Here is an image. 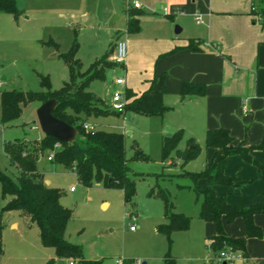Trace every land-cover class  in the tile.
Listing matches in <instances>:
<instances>
[{"label": "rangeland", "instance_id": "obj_1", "mask_svg": "<svg viewBox=\"0 0 264 264\" xmlns=\"http://www.w3.org/2000/svg\"><path fill=\"white\" fill-rule=\"evenodd\" d=\"M14 1L19 9L16 17L0 13V93L12 89L43 91L41 76H47L51 89L57 90L70 79L65 57L73 47L81 71L109 50L112 36L107 27L112 26L115 14L105 11L103 16L107 0H88L81 9L69 0ZM124 20L122 16L119 27ZM111 57L112 53L108 60L112 61ZM123 73L121 65L115 63L106 69L105 79L92 81L88 90L100 98L110 96V87L121 89L115 79ZM39 105L38 101L22 104L18 117L9 123L1 121L0 113V169L11 176H16L17 168L9 163L3 142L20 139L31 144L33 139L43 136L36 114ZM88 122L89 130L124 134L128 174L135 181V194L131 202H126L119 188L98 184L86 187L73 171L56 164L54 157L46 159L51 149L39 153L37 164L42 178L61 191L60 204L71 210L65 228L66 240L79 245L85 258L100 260L101 264H117L118 260H122L121 264L129 260L135 264H147V260L148 264H167L169 261L164 257L178 256L185 240L198 241L202 234L204 220L199 216L195 184L183 173L198 172L205 167L208 157L204 140L198 139L197 156L181 165V159L174 155L163 158L160 116L127 113L125 119L108 115L90 118ZM185 141L183 136L180 149L185 147ZM134 142L147 160L134 158ZM197 185L204 188L206 182L201 179ZM161 190L168 195L173 211L190 219L188 229L171 233L170 242L156 229L167 222ZM103 201L109 202L107 208L106 205L102 208ZM4 204L0 188V209ZM0 251V264H68L70 261L43 247L37 224L16 210L0 216Z\"/></svg>", "mask_w": 264, "mask_h": 264}, {"label": "crops", "instance_id": "obj_2", "mask_svg": "<svg viewBox=\"0 0 264 264\" xmlns=\"http://www.w3.org/2000/svg\"><path fill=\"white\" fill-rule=\"evenodd\" d=\"M69 1L77 3L81 9L88 0ZM133 1L107 0L103 16L105 11L115 14L112 26L107 27L113 50L119 39H124L127 44V57L121 65L125 84L121 88L130 89L136 95L154 91L158 78L163 76V102L170 108L161 116L162 137L182 129L186 140L183 145L190 138L197 144L198 139H205L206 131L223 127L244 146L258 144L264 136V14L260 12L261 0H135L140 3L139 8L133 7ZM129 11H142L138 16L140 28L137 32L126 29ZM83 12L87 15L85 10ZM197 15L201 17V23L195 20ZM122 16L125 20L119 27ZM148 23L154 26L150 27ZM176 25L180 28L178 33L174 31ZM190 39L198 42L199 51L187 48ZM175 47L177 49L171 52ZM183 82L203 84L205 93L181 99L179 93ZM111 89L114 88L110 87L109 93ZM101 99L110 104L109 95ZM126 114L113 115L125 119ZM206 154L205 166L219 150L206 147ZM250 154L264 162V151L255 150ZM225 172L239 178L237 186L217 185L214 191L217 195L225 194L229 203L248 206L264 194V179L257 168L243 162L238 155L227 158ZM103 205L107 208L109 202L103 201L102 208ZM254 223L261 228L262 236L248 237L244 254L249 264H264V213L255 214ZM12 226L16 227V224ZM223 229L231 237L245 234L241 218L232 222L223 220ZM201 230L198 241L188 239L179 247L181 254L164 257L169 261L167 264H214L208 260L212 256L208 244L215 228L204 220Z\"/></svg>", "mask_w": 264, "mask_h": 264}, {"label": "trees", "instance_id": "obj_3", "mask_svg": "<svg viewBox=\"0 0 264 264\" xmlns=\"http://www.w3.org/2000/svg\"><path fill=\"white\" fill-rule=\"evenodd\" d=\"M260 12L264 14V0L260 1ZM261 5V6H260ZM0 13H9L13 16L19 14L14 0H0ZM142 11H129L127 31L137 32L140 28L138 16ZM187 48L197 52L200 50L198 42L190 39ZM177 47L173 48L174 52ZM76 47H73L65 57L70 70V79L63 86L52 90L48 77L41 76L43 91L5 90L0 93L1 121L9 123L16 119L21 111V105L38 101L40 104L55 99L56 106L53 116L74 126L77 137L73 142L61 143L54 152V162L64 169L75 173L78 181L86 186L98 184L105 188H119L123 191L126 202H131L135 194V181L128 174V165L125 154L124 134L104 129L89 130L85 123L93 117H102L120 114L110 108L104 100L88 90L89 84L94 80H104L105 71L112 68L115 63L108 60L113 52V43L109 50L100 58L93 61L90 66L81 71L80 64L74 58ZM164 83L161 75L157 80V88L147 90L136 95L130 89H125L127 103L125 113L142 116H163L170 107L163 102ZM205 86L200 83L183 82L180 86L181 99L186 96H202ZM184 131L179 129L170 136L161 138L162 155H174L181 159V165L197 156L199 147L190 138L183 149L178 148ZM57 142L51 136L43 134L39 139L29 141L14 139L4 141L3 149L9 163L17 168L16 176H11L0 169L1 198L5 204L0 214L16 210L23 216H28L39 229V238L43 247L50 248L59 258H68L75 264H101L100 260L87 259L83 256L80 246L70 243L65 238V228L71 218V210L62 206L59 201L61 191L45 183L38 170V155L44 151L53 150ZM205 147L219 150L208 164L198 172H184L193 183L194 192L200 202L199 216L213 224L215 234L210 237L208 244L212 254L225 247L239 250L244 253L245 242L248 237H261V228L254 223V215L264 213V194H260L256 201L248 206L231 204L226 195H217L214 187L217 185L234 187L239 178L225 172L227 158L238 155L245 163L254 165L264 179V162L254 159L251 151H264V136L258 144L244 146L242 142L235 141L229 130L223 127L206 131ZM192 145L193 148H190ZM135 159L147 160L148 157L139 149L136 142L132 144ZM205 180L206 185L201 188L197 185L199 180ZM150 194V193H149ZM159 195L163 200L164 216L167 220L157 226V231L164 234L170 242L174 230H186L189 226V217L183 213L173 211V205L168 195L162 190ZM241 218L245 234L240 237H231L223 229V220L232 222ZM1 254V251H0ZM127 264H134L129 260Z\"/></svg>", "mask_w": 264, "mask_h": 264}, {"label": "built area", "instance_id": "obj_4", "mask_svg": "<svg viewBox=\"0 0 264 264\" xmlns=\"http://www.w3.org/2000/svg\"><path fill=\"white\" fill-rule=\"evenodd\" d=\"M133 7L139 8L141 5L137 1H133ZM166 9H163V12H165ZM195 20L198 23H201V17L199 15L195 16ZM127 57V44L126 41L123 39H119L115 43L114 50L112 52V61L118 65H123L125 63ZM115 84L120 85L121 87L124 86L125 81L123 77H117L115 79ZM127 98L125 97V90L123 88L121 89H111L110 91V108L122 115L125 114V105L127 103ZM124 117V116H123ZM85 127H88V124L85 123ZM60 142H55L53 146L52 152H50L46 159L52 160L54 157V151L60 147ZM74 188L71 187L70 190H73ZM131 230H133V227H130ZM212 261L214 264H231L236 261H240L242 264H249L248 257L239 250H233L230 247H225L222 250L218 251L216 254H212V256L208 259ZM122 260H118L117 264H121ZM68 264H74L72 261H69ZM135 264V263H134Z\"/></svg>", "mask_w": 264, "mask_h": 264}, {"label": "water", "instance_id": "obj_5", "mask_svg": "<svg viewBox=\"0 0 264 264\" xmlns=\"http://www.w3.org/2000/svg\"><path fill=\"white\" fill-rule=\"evenodd\" d=\"M179 30L180 28L176 25L175 33H178ZM55 106V99H49L39 105L36 110L39 126L45 136H51L60 143L73 142L77 137V130L74 126L53 116L52 111ZM45 183L49 182L45 181Z\"/></svg>", "mask_w": 264, "mask_h": 264}]
</instances>
